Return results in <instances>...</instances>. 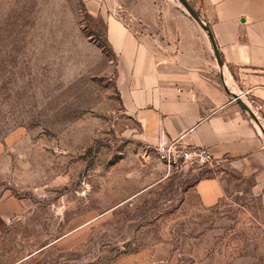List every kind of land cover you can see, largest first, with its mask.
I'll return each instance as SVG.
<instances>
[{
	"label": "rangeland",
	"instance_id": "374dc122",
	"mask_svg": "<svg viewBox=\"0 0 264 264\" xmlns=\"http://www.w3.org/2000/svg\"><path fill=\"white\" fill-rule=\"evenodd\" d=\"M168 2L106 8L144 30ZM116 66L82 0H0V264H264L257 199L231 181L206 205L204 171L168 174Z\"/></svg>",
	"mask_w": 264,
	"mask_h": 264
},
{
	"label": "crops",
	"instance_id": "0c3cea01",
	"mask_svg": "<svg viewBox=\"0 0 264 264\" xmlns=\"http://www.w3.org/2000/svg\"><path fill=\"white\" fill-rule=\"evenodd\" d=\"M82 1L105 19L120 98L142 139L155 149L164 133L207 148L218 167L193 170L206 175L191 190L213 205L231 181L240 182L264 215L263 138L230 94L241 97L264 128V0H183L208 28L222 67L207 32L178 0L144 19V30L108 14L106 0Z\"/></svg>",
	"mask_w": 264,
	"mask_h": 264
},
{
	"label": "built area",
	"instance_id": "2783aa9c",
	"mask_svg": "<svg viewBox=\"0 0 264 264\" xmlns=\"http://www.w3.org/2000/svg\"><path fill=\"white\" fill-rule=\"evenodd\" d=\"M183 136L169 139L161 133L155 146L156 158L168 174L186 170L217 169L218 160L205 147L186 144Z\"/></svg>",
	"mask_w": 264,
	"mask_h": 264
},
{
	"label": "water",
	"instance_id": "95a60500",
	"mask_svg": "<svg viewBox=\"0 0 264 264\" xmlns=\"http://www.w3.org/2000/svg\"><path fill=\"white\" fill-rule=\"evenodd\" d=\"M178 2L180 3V5L183 7V9L185 10V12L195 21L197 22V24H199L201 26V28L207 32L208 37L210 39L211 45H212V49H213V54L214 57L216 59V62L218 64L219 67H222V61L220 59V55L218 53L216 44L214 43L212 36L210 34V32L208 31V28L206 27V25L204 24V22L200 19V17L198 16V14L192 10L188 4L186 2H184L183 0H178ZM231 96L233 97V99L240 105V107L244 110V112L251 118V120L256 124L257 128L259 129L262 138H263V142H264V128L262 127V125L260 124V122L258 121V118L256 117V115L254 114V112L251 110V108L246 105L242 99L234 93H230Z\"/></svg>",
	"mask_w": 264,
	"mask_h": 264
},
{
	"label": "bare ground",
	"instance_id": "6f19581e",
	"mask_svg": "<svg viewBox=\"0 0 264 264\" xmlns=\"http://www.w3.org/2000/svg\"><path fill=\"white\" fill-rule=\"evenodd\" d=\"M185 11V10H184ZM241 98V97H240Z\"/></svg>",
	"mask_w": 264,
	"mask_h": 264
}]
</instances>
